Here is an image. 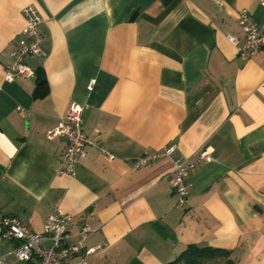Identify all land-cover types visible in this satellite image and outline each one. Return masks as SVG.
<instances>
[{
	"label": "crops",
	"instance_id": "0c3cea01",
	"mask_svg": "<svg viewBox=\"0 0 264 264\" xmlns=\"http://www.w3.org/2000/svg\"><path fill=\"white\" fill-rule=\"evenodd\" d=\"M30 6L45 57L25 62L48 89L37 100L36 73L4 80ZM241 9L264 24L260 0H0V219L41 233L70 214L68 242L86 225L99 247L87 264H168L191 244L264 264V53L241 60L226 40ZM72 103L91 145L74 176L57 175L65 142L46 132ZM201 151L179 207L166 176ZM15 245L0 237L3 264Z\"/></svg>",
	"mask_w": 264,
	"mask_h": 264
},
{
	"label": "built area",
	"instance_id": "2783aa9c",
	"mask_svg": "<svg viewBox=\"0 0 264 264\" xmlns=\"http://www.w3.org/2000/svg\"><path fill=\"white\" fill-rule=\"evenodd\" d=\"M264 8V0H260ZM25 25L21 34L25 42L12 50L8 57L10 62L4 68V80L12 82L16 78H31L35 71L26 64L27 58L43 59L42 36L40 33L41 18L34 7L23 10ZM236 23L239 33L236 36L226 35V40L232 44L239 59L245 60L258 53H264V24H257L252 20L246 9L237 13ZM83 107L72 103L66 114L59 118L57 125L46 132V138L52 140L61 138L65 142V149L60 159L57 175L74 176L76 164L86 157V150L91 145L83 131ZM175 147L164 150L163 155L169 156ZM158 156L141 158L137 165H144L155 160ZM203 161H208L207 152H199L195 160L176 162L174 168L166 176L173 194L177 198V206L182 207L187 199L191 184L188 176ZM73 217L59 209L46 217L42 225V232H34L25 222L13 215L0 219V237L5 241H15L11 250L14 257L12 264H87L86 258L95 253L99 247L87 248L84 244L90 228L82 226L77 234L78 240L69 243L71 235L68 228L73 224ZM49 240V247L41 245V241ZM0 264L2 260L0 258Z\"/></svg>",
	"mask_w": 264,
	"mask_h": 264
},
{
	"label": "trees",
	"instance_id": "16d2710c",
	"mask_svg": "<svg viewBox=\"0 0 264 264\" xmlns=\"http://www.w3.org/2000/svg\"><path fill=\"white\" fill-rule=\"evenodd\" d=\"M166 3L169 0H162ZM137 12L130 15L128 21L133 22ZM36 88L33 93V99H43L47 93V83L44 74L40 68L36 69ZM231 251L213 247H200L194 244L188 245L179 256L168 264H235L230 258Z\"/></svg>",
	"mask_w": 264,
	"mask_h": 264
},
{
	"label": "water",
	"instance_id": "95a60500",
	"mask_svg": "<svg viewBox=\"0 0 264 264\" xmlns=\"http://www.w3.org/2000/svg\"><path fill=\"white\" fill-rule=\"evenodd\" d=\"M1 173V172H0Z\"/></svg>",
	"mask_w": 264,
	"mask_h": 264
}]
</instances>
